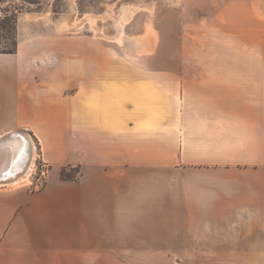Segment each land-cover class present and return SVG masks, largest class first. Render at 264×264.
I'll list each match as a JSON object with an SVG mask.
<instances>
[{
	"label": "crops",
	"instance_id": "crops-1",
	"mask_svg": "<svg viewBox=\"0 0 264 264\" xmlns=\"http://www.w3.org/2000/svg\"><path fill=\"white\" fill-rule=\"evenodd\" d=\"M55 41L0 54V137L25 132L81 174L0 183V264H46L64 239L74 264L111 248L264 264V22L228 71L131 68L94 40L66 41L65 61Z\"/></svg>",
	"mask_w": 264,
	"mask_h": 264
},
{
	"label": "rangeland",
	"instance_id": "rangeland-1",
	"mask_svg": "<svg viewBox=\"0 0 264 264\" xmlns=\"http://www.w3.org/2000/svg\"><path fill=\"white\" fill-rule=\"evenodd\" d=\"M253 22H264V0H0V54L15 53L22 40H38V45L44 46L45 39L50 38L56 41L47 54L67 61L70 53L66 41L77 40L80 45L81 41L94 40L95 48L108 51L111 61H124L131 68L228 71L230 56L246 54L247 26ZM64 93L68 95L70 89ZM31 141L36 158L29 180L20 185L34 191L44 187L53 173L66 181L79 177L78 165L48 163L42 158L41 143ZM69 152L68 148L63 150L67 156ZM65 242L69 240H61V247L52 248L54 255L47 253L46 264H74L69 253L64 254ZM109 250L110 254L87 258L91 264H247L245 255Z\"/></svg>",
	"mask_w": 264,
	"mask_h": 264
},
{
	"label": "bare ground",
	"instance_id": "bare-ground-1",
	"mask_svg": "<svg viewBox=\"0 0 264 264\" xmlns=\"http://www.w3.org/2000/svg\"><path fill=\"white\" fill-rule=\"evenodd\" d=\"M120 26L121 24H117L118 28H120ZM116 38H118V36ZM12 132L17 135H12L11 146H0V152H2L0 153V179H10L15 177L14 180H17L18 183L29 180L36 158V151L35 146H33L27 133L22 131H20L21 133H18V130H12ZM28 147L30 149V156H28L27 152ZM27 161L28 164L26 168H24Z\"/></svg>",
	"mask_w": 264,
	"mask_h": 264
},
{
	"label": "water",
	"instance_id": "water-1",
	"mask_svg": "<svg viewBox=\"0 0 264 264\" xmlns=\"http://www.w3.org/2000/svg\"><path fill=\"white\" fill-rule=\"evenodd\" d=\"M18 133H21V132L18 131ZM12 135H17V134L10 131L7 134H4L2 137H0V146H5V147H7L8 145L11 146L12 137H13ZM27 152H28V156H30L29 155V153H30L29 147L27 149ZM27 164H28V161L25 163L24 168H26ZM14 179H15V177L10 178V179H0V183H7V182L12 181Z\"/></svg>",
	"mask_w": 264,
	"mask_h": 264
},
{
	"label": "trees",
	"instance_id": "trees-1",
	"mask_svg": "<svg viewBox=\"0 0 264 264\" xmlns=\"http://www.w3.org/2000/svg\"><path fill=\"white\" fill-rule=\"evenodd\" d=\"M14 52V51H13Z\"/></svg>",
	"mask_w": 264,
	"mask_h": 264
}]
</instances>
